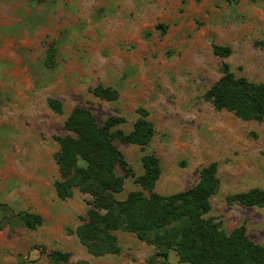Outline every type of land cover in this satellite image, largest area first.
<instances>
[{"label": "rangeland", "instance_id": "rangeland-1", "mask_svg": "<svg viewBox=\"0 0 264 264\" xmlns=\"http://www.w3.org/2000/svg\"><path fill=\"white\" fill-rule=\"evenodd\" d=\"M50 42L55 66H44ZM229 47L221 59L213 46ZM227 63L236 77L264 83V0H0V264H50L52 251L69 253L66 264H183L175 252L163 259L133 234L116 232L121 252L93 257L75 230L90 197L75 190L61 200L54 190L58 139L66 116L89 110L97 124L123 119L128 133L145 111L154 135L143 148L123 144L131 174L123 192L136 190L147 154L159 160L156 192L194 186L215 163L219 187L211 212L229 233L244 226L264 246V208L229 202L251 188L264 189V119L243 121L216 110L204 94ZM112 88L115 101L93 94ZM52 98L62 114L47 105ZM39 214L35 230L17 225Z\"/></svg>", "mask_w": 264, "mask_h": 264}, {"label": "trees", "instance_id": "trees-1", "mask_svg": "<svg viewBox=\"0 0 264 264\" xmlns=\"http://www.w3.org/2000/svg\"><path fill=\"white\" fill-rule=\"evenodd\" d=\"M213 53L226 59L232 50L214 45ZM55 56V43L50 42L45 53L46 68L55 66ZM220 71L219 80L205 92V100L216 110L232 112L243 121H262L264 83L236 77L227 63L221 64ZM93 94L106 101L118 98L109 87H97ZM46 103L53 112L62 114L60 102L48 98ZM122 122L121 118H111L99 126L89 110L76 107L63 123L68 134L58 139L59 150L54 155L58 175L53 183L56 196L65 200L78 190L90 197L85 216L75 230L86 252L93 257L120 254L116 232L121 231L154 247L155 255L163 259L175 252L183 264H264V246L251 241L244 226L226 233L219 222L208 217L210 200L219 187L215 163L200 171L194 186L161 195L155 190L159 160L147 154L142 159L143 173L135 178L137 189L119 198L124 185L119 172L129 176L131 170L114 141L143 148L154 135L145 111H139L128 133L117 128ZM228 201L264 208V189L251 188L228 197ZM21 221L35 230L42 218L26 213ZM69 257V253L60 251L48 254L50 264H66Z\"/></svg>", "mask_w": 264, "mask_h": 264}, {"label": "water", "instance_id": "water-1", "mask_svg": "<svg viewBox=\"0 0 264 264\" xmlns=\"http://www.w3.org/2000/svg\"><path fill=\"white\" fill-rule=\"evenodd\" d=\"M6 221V222H9L10 220H11V218L10 217H7L6 215H5V213H1L0 214V223H1V221ZM16 222H17V225H21L22 224V221H20V220H17L16 219Z\"/></svg>", "mask_w": 264, "mask_h": 264}, {"label": "flooded vegetation", "instance_id": "flooded-vegetation-1", "mask_svg": "<svg viewBox=\"0 0 264 264\" xmlns=\"http://www.w3.org/2000/svg\"><path fill=\"white\" fill-rule=\"evenodd\" d=\"M5 223H6V221H4V220H3V221H1V224H5Z\"/></svg>", "mask_w": 264, "mask_h": 264}]
</instances>
